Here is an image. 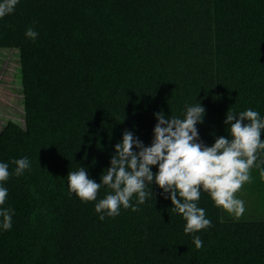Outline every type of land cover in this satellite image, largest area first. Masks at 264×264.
Returning <instances> with one entry per match:
<instances>
[{
	"label": "trees",
	"instance_id": "obj_1",
	"mask_svg": "<svg viewBox=\"0 0 264 264\" xmlns=\"http://www.w3.org/2000/svg\"><path fill=\"white\" fill-rule=\"evenodd\" d=\"M0 48L18 50L26 120L0 125L12 173L0 210H13L10 230L0 217V264H264V152L244 184L255 212L226 216L202 190L212 226L193 234L154 183L145 203L133 196L139 211L100 220L111 189L84 203L67 181L84 167L100 183L125 130L150 146L161 111L183 118L199 102L207 146L231 139L229 109L264 119V0H19L0 18Z\"/></svg>",
	"mask_w": 264,
	"mask_h": 264
},
{
	"label": "clouds",
	"instance_id": "obj_2",
	"mask_svg": "<svg viewBox=\"0 0 264 264\" xmlns=\"http://www.w3.org/2000/svg\"><path fill=\"white\" fill-rule=\"evenodd\" d=\"M19 0H0V18L11 14ZM25 36L35 40L38 33L29 26ZM205 109L198 102L186 106L183 118L164 113L155 114L157 124L154 127V139L150 146L125 130L122 142L115 145V155L110 167L97 183L89 177L87 170L80 167L67 174L69 191L82 202L97 200L102 185L111 189L105 198L95 204V211L102 213L100 220L116 217L120 209L139 211L131 201L137 197V204L145 203L152 195L146 190L155 184L164 193H169L172 211L182 215L186 221L185 234H193L212 226L206 218L205 209L198 207L201 191L206 192L214 205L230 216L239 219L246 211L244 201L237 197L245 183H251V169L256 166L259 153L264 152V119L258 111L248 109L238 114L230 109L224 123L230 125L231 139L218 137L211 146L199 140L197 125L203 122ZM138 149V151L134 150ZM15 175L20 176L29 169L27 157L13 160ZM158 166L153 173L152 167ZM9 164L0 163V185L10 175ZM8 195L7 188L0 186V206L4 205ZM12 209L0 210L5 231L12 227ZM197 249L203 247L199 236H194Z\"/></svg>",
	"mask_w": 264,
	"mask_h": 264
},
{
	"label": "rangeland",
	"instance_id": "obj_3",
	"mask_svg": "<svg viewBox=\"0 0 264 264\" xmlns=\"http://www.w3.org/2000/svg\"><path fill=\"white\" fill-rule=\"evenodd\" d=\"M8 53V56L6 57L7 61H10L11 63H14L15 65L18 64V72L15 71L17 82L13 83V89L10 90V92L13 94L10 99H7V96H4V92L2 91L0 97V124H3L8 118H14L17 119L18 122L21 124H25V109L23 104V98H22V83H21V69L19 66V54L17 49L13 48H2ZM11 102L9 103L8 102ZM237 197L244 201L246 211L244 212L243 216L249 215L255 212L256 208V201L254 197L250 194L248 189L245 185H243L241 191L237 193ZM224 214L226 216H230L224 211Z\"/></svg>",
	"mask_w": 264,
	"mask_h": 264
},
{
	"label": "crops",
	"instance_id": "obj_4",
	"mask_svg": "<svg viewBox=\"0 0 264 264\" xmlns=\"http://www.w3.org/2000/svg\"><path fill=\"white\" fill-rule=\"evenodd\" d=\"M2 50L5 49L0 48V97L4 95L7 96V99H10L12 97L11 95H13L10 90L13 89V83L17 82L15 71L18 72V64L15 65L14 63L7 61L6 57L8 56V53ZM2 91L4 94L1 93Z\"/></svg>",
	"mask_w": 264,
	"mask_h": 264
}]
</instances>
